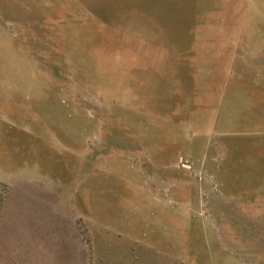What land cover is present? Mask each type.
<instances>
[{
    "label": "rangeland",
    "instance_id": "374dc122",
    "mask_svg": "<svg viewBox=\"0 0 264 264\" xmlns=\"http://www.w3.org/2000/svg\"><path fill=\"white\" fill-rule=\"evenodd\" d=\"M0 264H264V0H0Z\"/></svg>",
    "mask_w": 264,
    "mask_h": 264
}]
</instances>
